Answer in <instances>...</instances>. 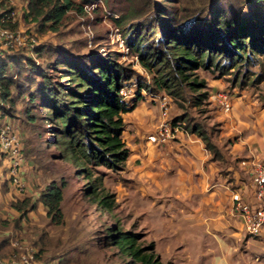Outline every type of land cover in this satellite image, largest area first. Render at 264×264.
<instances>
[{"label": "trees", "instance_id": "trees-1", "mask_svg": "<svg viewBox=\"0 0 264 264\" xmlns=\"http://www.w3.org/2000/svg\"><path fill=\"white\" fill-rule=\"evenodd\" d=\"M23 1L25 14L37 23L38 31L55 30L68 11L82 14L83 6L92 2ZM136 1L138 4L120 13L116 23L136 17L125 30L124 43L150 77L148 81H136L128 98H123L119 90L129 82L132 71L118 62L113 52L59 50L60 56L52 64L31 59L18 49L0 52V114L9 118L7 114L15 109L17 99H22V121L37 137L41 129L49 132L45 141L56 148L54 157L74 167L84 180V193L106 210L113 206V194L104 188L102 172L96 169L114 171L123 167L128 149L121 137V114L133 109L142 98L140 89H162L174 95L171 86L184 84L193 92L191 103L196 105L206 99L207 93L199 91L204 82L192 70L217 65L214 62L219 57L230 66L242 56L245 60L258 55L264 58V0H196L179 8L176 0ZM32 49L40 57L53 47L38 43ZM170 120L178 121L177 117ZM184 128L197 132L212 157L218 155L206 134L193 125ZM63 186L62 179L49 180L33 200L24 195L12 198L9 205L21 213L39 203L52 223H61ZM107 229L106 238L133 264H169L153 254L152 241L140 245L136 232L120 230L113 223ZM3 242L1 238L0 245Z\"/></svg>", "mask_w": 264, "mask_h": 264}, {"label": "rangeland", "instance_id": "rangeland-1", "mask_svg": "<svg viewBox=\"0 0 264 264\" xmlns=\"http://www.w3.org/2000/svg\"><path fill=\"white\" fill-rule=\"evenodd\" d=\"M191 1L196 0H176L175 4L179 8L180 5ZM136 4V0H92L83 6L82 14L68 11L55 30L44 28L41 31L37 30V23L25 14L23 0H0V12L13 10L15 19L9 27L15 31H30L34 34L37 44L53 47L52 51L43 52L40 57H36L32 46L17 48L31 59L42 62L48 60L52 64L63 50L73 53H115L116 60L127 64L132 71L131 79L122 86L125 98H128L126 95L134 92L136 81H148L150 77V73L139 64L137 57L129 52L124 43L125 30L136 17L125 19L121 24L116 23L121 12ZM140 18L141 16L137 17ZM14 50L16 49L0 52L6 54ZM248 59L245 60L242 56L236 63L238 65L230 66L219 57L214 62L217 65L210 64L192 70L195 77L204 82L199 91H205L207 96L223 94L230 103L237 102L240 122L251 119L256 114H264V58L258 55ZM49 72L55 71L49 69ZM171 87L176 94H169L162 89L151 92L140 89L139 93L146 105L155 104L157 107L158 99L164 96L168 101L167 112L170 119L177 117L182 127L193 125L204 134L214 137L219 131L216 110L226 117L229 116L230 110L223 112L218 104L210 101L208 97L193 105V92L184 84H174ZM14 106L15 109L7 115L19 131L25 164L31 165L32 189L38 194L39 189L49 180L64 181L60 201L62 222L52 223L39 203L31 210L17 212L14 216L10 212L4 213L8 218L0 219V239H5L4 244L0 245V264H11L17 257L18 250L11 246L10 238L33 246L34 258L29 264H133L128 255L122 253L106 238L107 227L111 223L120 230L136 232L139 235L136 242L140 245L152 241L153 254L157 255L162 263L204 264V257L200 255L203 251H194L193 245H188L193 242L189 239L192 235H182L177 230L170 229L169 232L164 229L171 213L164 208V204H155L150 202V198L141 196L137 182L127 176L124 165L114 171L97 167L96 170L102 172V185L113 194L112 208L101 209L84 193V180L76 173L74 167L67 160L54 157L56 148L45 141L49 132L41 129L37 137L35 132L31 131V126L22 121V99L18 98ZM228 156L230 165H235V160ZM27 190L22 195L33 200L37 194L27 195ZM230 211L235 215L231 201ZM175 220L177 218L174 217L173 221ZM198 241L210 247L211 243H224L229 240L222 233H204L200 234ZM197 252L200 258L195 256ZM209 252L206 251L205 254L209 255Z\"/></svg>", "mask_w": 264, "mask_h": 264}, {"label": "crops", "instance_id": "crops-1", "mask_svg": "<svg viewBox=\"0 0 264 264\" xmlns=\"http://www.w3.org/2000/svg\"><path fill=\"white\" fill-rule=\"evenodd\" d=\"M237 105L236 101L231 103L227 117L216 110L219 131L214 137L207 135L218 150L215 158L196 131L185 129L160 145L147 142L145 134L158 119L155 104L146 105L139 99L133 109L121 114V137L128 149L124 161L127 176L137 182L141 196L164 204L171 213L165 222L166 231L193 236L188 245H193L194 251H203L200 255L204 264H264V224L257 234L248 235L240 219L230 211L232 185L239 189L244 201H253L250 173L254 161L264 163V114L240 122ZM227 156L235 160V165H230ZM30 167L24 164L22 173L27 195L37 194L32 189ZM22 196L9 184L7 160L0 152V219L8 218L6 212L17 215L9 201ZM204 233H222L229 241L208 247L198 241ZM206 251H210L209 255ZM198 252L195 256L200 258Z\"/></svg>", "mask_w": 264, "mask_h": 264}, {"label": "built area", "instance_id": "built-area-1", "mask_svg": "<svg viewBox=\"0 0 264 264\" xmlns=\"http://www.w3.org/2000/svg\"><path fill=\"white\" fill-rule=\"evenodd\" d=\"M13 10L0 12V50L10 52L25 46L37 44L32 32L15 31L9 24L14 21ZM119 93L125 98V92L121 87ZM133 93L126 95L127 97ZM210 101L227 112L231 103L223 94H212L207 96ZM206 97V98H207ZM168 101L165 97L158 99V119L145 134V140L152 144L160 145L175 137L178 132H184L185 128L178 121H171L168 117ZM0 152L7 160L8 182L18 194H23L27 187L23 179V166L25 158L22 154V143L19 131L9 119L0 114ZM253 201H244L237 189L231 190L230 201L235 215L241 221L242 228L246 234H256L264 224V163L256 160L252 163L250 173ZM9 243L18 250L15 260L11 264H29L33 261L35 249L31 244L22 243L16 238H10ZM51 264V263H50Z\"/></svg>", "mask_w": 264, "mask_h": 264}]
</instances>
